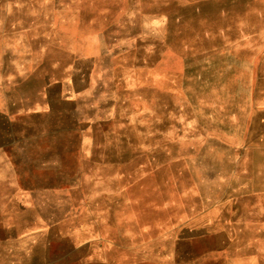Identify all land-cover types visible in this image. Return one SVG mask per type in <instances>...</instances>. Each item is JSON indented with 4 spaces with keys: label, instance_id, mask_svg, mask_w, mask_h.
Returning a JSON list of instances; mask_svg holds the SVG:
<instances>
[{
    "label": "rangeland",
    "instance_id": "374dc122",
    "mask_svg": "<svg viewBox=\"0 0 264 264\" xmlns=\"http://www.w3.org/2000/svg\"><path fill=\"white\" fill-rule=\"evenodd\" d=\"M13 101L4 264H264V0H0Z\"/></svg>",
    "mask_w": 264,
    "mask_h": 264
},
{
    "label": "crops",
    "instance_id": "0c3cea01",
    "mask_svg": "<svg viewBox=\"0 0 264 264\" xmlns=\"http://www.w3.org/2000/svg\"><path fill=\"white\" fill-rule=\"evenodd\" d=\"M4 1L5 0H2V5H3V2ZM6 1H9V0H6ZM12 54H15V53H13V51H12ZM22 54H26V52L25 53H22ZM17 55H20V52H17ZM79 55L81 57H83V58H87L88 57L85 52L82 53V54H79ZM67 75H68V73H67ZM69 76H70V79L73 81V84H75V85L78 82L81 83V84H83L84 81H85V75H84L83 72L75 73L74 76L72 74H69ZM71 90H72V93H74L73 94V97H68L65 100H68L69 101L71 98L75 99L78 96L79 91H77V90L75 91L73 89H71ZM21 108L23 110H25V109H28V106H25L23 104L20 105L19 102L13 101V102H10L9 103V105L7 106V108H5V107L0 108V114L1 115H4L6 113L9 116L10 113H12V112H18L19 109H21ZM1 233H2V231L0 230V234ZM18 253H19V251H18L17 247L9 246V244H5L4 238H0V264H4L5 262L6 263L13 262V259H14L13 257H15V255L17 256Z\"/></svg>",
    "mask_w": 264,
    "mask_h": 264
}]
</instances>
